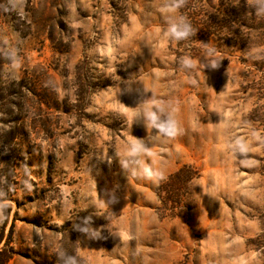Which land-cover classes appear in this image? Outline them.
<instances>
[{
    "label": "rangeland",
    "instance_id": "1",
    "mask_svg": "<svg viewBox=\"0 0 264 264\" xmlns=\"http://www.w3.org/2000/svg\"><path fill=\"white\" fill-rule=\"evenodd\" d=\"M220 1L191 0L188 18L185 4L164 11L172 0H0V88L21 85L24 109L13 185L0 175L6 264H262L246 245L264 212L260 72L247 65L260 43L218 48L219 67L202 70L216 39L165 31ZM169 118L175 137L159 130ZM137 140L147 151L129 155ZM143 161L164 179H143Z\"/></svg>",
    "mask_w": 264,
    "mask_h": 264
},
{
    "label": "trees",
    "instance_id": "2",
    "mask_svg": "<svg viewBox=\"0 0 264 264\" xmlns=\"http://www.w3.org/2000/svg\"><path fill=\"white\" fill-rule=\"evenodd\" d=\"M191 0H186L183 11L188 18L193 16L189 5ZM210 14H207L200 23H191L195 31L204 35V40L215 38L220 51L223 46L233 43L241 51H246L250 41L257 39L260 50L247 65L255 71L260 72V80L254 84L258 102L250 113V118L264 125V4L262 0H222L216 5H210ZM221 48V49H218ZM245 62V63H246ZM17 91L10 88H0V102L8 101L0 105V114L5 115L8 120L9 129L0 133V147L5 149L7 156L1 161L0 175L4 177L3 185H13V178L17 169L15 156L17 148L21 144L19 128L23 122L22 86H16ZM19 89V90H18ZM4 92V93H3ZM13 156V157H12ZM260 163L261 174L264 175V157ZM183 170L175 174L179 176ZM261 226L259 232L246 241V245L258 253L262 264H264V212L260 215ZM12 255L6 248L0 249V264H6Z\"/></svg>",
    "mask_w": 264,
    "mask_h": 264
},
{
    "label": "clouds",
    "instance_id": "3",
    "mask_svg": "<svg viewBox=\"0 0 264 264\" xmlns=\"http://www.w3.org/2000/svg\"><path fill=\"white\" fill-rule=\"evenodd\" d=\"M262 4H264V0H262ZM184 0H172L170 4H168L164 11L173 14L177 13L178 10L183 7ZM264 10V8H262ZM166 34L169 39H175L176 41H182L187 40L189 37L196 35V31L193 29L190 21L183 16V15H177L174 17L170 16L168 27L166 28ZM215 48H207L206 49V61L202 63V70L204 68L209 69H216L219 67L220 59H218L215 56ZM182 67L186 70H192L196 67L197 61L193 60L190 56H186L181 60ZM20 67V64L17 63V65L14 68V71ZM132 118L135 119L140 115L139 111H132L131 113ZM144 116L145 119L150 121L151 123L155 124L156 121L159 119V115L157 112L152 111L151 106H146L144 109ZM166 137H175L179 133V126L178 121L169 118V121L166 124H163L159 129ZM242 147V146H241ZM147 151V147L145 144L140 141H134L132 145H130V150L128 152L129 155L132 156H142ZM139 175L146 180H151L153 182H159L160 180L164 179V175L162 171H160L158 168H155L153 165L148 164L147 162H142V167L140 170ZM87 223V220L85 221ZM83 232H89L91 233V236L93 238H99L100 230L97 229L96 231H92L89 228H83L80 229ZM71 264H78V260L76 257L71 258Z\"/></svg>",
    "mask_w": 264,
    "mask_h": 264
}]
</instances>
